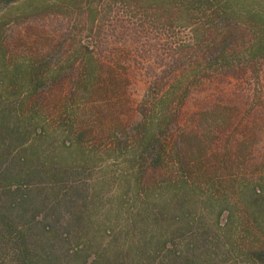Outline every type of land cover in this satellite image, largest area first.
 Segmentation results:
<instances>
[{
    "label": "trees",
    "instance_id": "1",
    "mask_svg": "<svg viewBox=\"0 0 264 264\" xmlns=\"http://www.w3.org/2000/svg\"><path fill=\"white\" fill-rule=\"evenodd\" d=\"M19 1L22 0H0V9ZM247 1L248 7L244 0L52 3L38 10L44 14L68 12V20L72 18L68 39L62 31H54L43 43L34 38L24 39L22 42L30 44L34 52H29L21 64L10 61L15 46L2 39L9 21L0 17V67L7 60L4 66L11 67L10 83L16 78L22 82L18 91L14 90L20 94L17 113L11 115L1 110L0 127L7 119L17 116L24 121L25 128L32 127L34 135L40 136L43 129L39 125V112L48 110V100L67 86L68 105L80 98L88 99L94 105L100 104L96 107L99 123L112 119L103 133L109 135L110 150L123 158V168L133 178L137 193L149 186H161L171 199L182 194L184 205L179 204V212L188 216L185 204L191 192L190 182L194 185L204 181L202 183L209 186L215 174L227 173L234 181H244L234 194L251 211L254 226L264 233V205L256 202L264 200V140L260 135L264 117L260 116L258 105L250 114L246 113L242 102L244 92L231 91L228 85L231 80L245 78L244 62L264 58L260 55L264 48L259 45L261 41L245 46V36L250 29H255L257 37L264 39L263 4L260 0ZM112 6L123 7L142 19L132 24L133 29H128L129 38L134 41L143 37L144 27H148L144 19L153 27L158 25L156 28L169 37V41L162 44L157 63L146 68L147 85L135 107L138 120L131 123L121 121L120 116L129 110L127 65L118 59L120 53H116L110 43L112 38L102 34L101 18ZM22 16L25 19L26 15ZM15 21L17 27L19 22ZM26 26V30L32 28L31 24ZM184 29H189L188 40L180 36ZM67 48L64 66V61L59 60L67 53ZM197 94H202L198 97L200 101L194 108L189 107ZM255 99L262 103L260 97ZM254 110L257 113H253ZM68 122L73 121L68 117ZM8 129L12 131L10 126ZM13 133L16 134L15 130ZM15 137V140L20 139L18 134ZM89 138L95 141L100 137L92 130H73L69 123L68 139L61 144L68 149H83ZM25 141L23 139L21 145ZM258 142L263 143L259 150ZM69 151L70 156L72 151ZM1 155L3 153H0V264H99L107 255L108 247L102 253L89 251L86 242L78 241L88 217L84 216L87 193L85 182L75 176L88 163L67 168L51 165L49 170L41 167L43 172L34 183L12 176ZM257 162L261 170L252 171L251 167ZM5 180L10 181L2 183ZM45 183L49 188L43 191ZM247 194L254 196L256 203H247ZM166 243L170 241L163 242L168 254L157 264H186L183 252L179 250L170 256ZM145 253L146 257H151L155 250L143 247L137 256ZM244 254L249 262L264 264L262 245L249 247ZM125 259L128 260L127 254L115 252L112 263L126 264ZM142 262L138 264H146Z\"/></svg>",
    "mask_w": 264,
    "mask_h": 264
},
{
    "label": "rangeland",
    "instance_id": "2",
    "mask_svg": "<svg viewBox=\"0 0 264 264\" xmlns=\"http://www.w3.org/2000/svg\"><path fill=\"white\" fill-rule=\"evenodd\" d=\"M66 1L68 2V0H22L3 10L0 9V17L9 21L2 32V39H6L15 46L10 60L12 63L21 64L29 52H34L30 49V44L22 42L24 39L34 38L38 39L39 43H43L54 31H62L68 39V31L72 27V18L68 20V12L44 14L38 10L42 6ZM260 2L263 4L260 9L264 12V0ZM244 3L248 7V1L244 0ZM106 10L101 18L102 34L109 39L112 38L110 43L114 45L115 52L120 53L117 54L118 59L127 65L128 69L126 102L130 112L128 110L127 114L120 115L121 121L131 123L138 120L135 107L147 85L146 68L157 63L162 44L164 45L166 40L168 42L169 37L163 30L156 28L158 25L153 27L144 19L148 27H144L143 37L141 36L136 42L132 37L129 38V30L133 29L132 24L142 19L135 16L132 11L123 7L120 9V6H112ZM32 11L33 14H31ZM22 15H26L25 19ZM15 20L19 22L17 27ZM26 24H31L32 28L28 27L26 30ZM181 32L182 39L190 38L189 29ZM29 36L31 38H28ZM257 36L255 29H250L245 36L247 41L245 46L251 47L252 44H258L261 41L259 45L264 47L263 37L261 40ZM127 46L129 48L124 49ZM143 49L147 52H142ZM260 55L264 56V48ZM66 58H68V48L67 53L59 61L62 62ZM254 61L244 62L245 78L231 80L228 85L231 86V91L244 92L242 102H244L243 107L246 113L258 105V111L260 108V116L263 118L264 58L260 56ZM4 63L6 65L7 60ZM4 65L0 67V111L16 115L20 94L14 90L18 91L22 82L16 78L10 83L8 78L11 67ZM62 65L65 66V61ZM201 96L202 94L194 96L189 102V107L194 108L200 101L198 97ZM255 97H260L263 104L256 102ZM48 105L50 107L48 110L39 112V125L43 133L38 137L34 135L33 128H25L24 121L17 116L6 120L0 127V153H3L1 159L6 160V166L10 169L12 176L16 175L22 181L29 180L34 183L39 180V175L43 172L40 170L41 167L49 170L51 165L67 168L88 163V166L84 170H79L75 176V179L85 182L83 186L85 184L87 193V213L84 216L88 217L84 224V233H81L78 241L86 242L89 251L102 253L108 247L107 255L99 260V264H113L112 256L115 252L128 255V260L125 259L126 264H138L140 260L146 264H157L161 257L168 254L164 250L165 243L163 244L166 241H170L169 244L166 243V249L170 251L169 255L172 256L173 252L177 253L181 250L186 256V264H256L249 262L244 253L249 247H256L258 244L264 247V233L254 226L251 211L244 206L243 200L238 199L234 194L237 187L244 185V181H234L227 173H223L224 175L215 174L212 182H208L211 184L209 186L204 185L202 183L204 181H198L194 185L190 182L191 192L185 204L189 215L184 216L179 212V204L184 205L182 194L171 199L164 194L161 186L158 188L149 186L142 193L134 190L133 178L129 176V173L126 174L123 168V158L110 150L109 139L107 140L109 135L103 133L105 128L111 125L112 119H106L103 124L96 119V107L100 104L94 105L90 100L80 98L68 105V87L66 86L48 100ZM253 113L257 111L254 110ZM68 117L73 122H68ZM69 123L73 130H92L100 138L95 141L89 138L83 149L64 148L61 143L68 139ZM8 126L12 131L8 129ZM14 130L16 134L13 133ZM260 131L264 140V120H262ZM21 132L26 136H22ZM17 134L19 140H15ZM23 139L26 141L21 145ZM262 145V142L256 144L258 150ZM69 150L72 151L70 156ZM260 167L257 162L251 170L258 172L261 170ZM25 174L30 175L26 177ZM8 181L10 180L2 181V183ZM45 184L47 186H44L43 191L49 188L48 183ZM246 197V202L249 204L255 200V197L250 194ZM256 202L264 205V200L258 199ZM188 243L191 244L188 245ZM143 247L149 251L155 250V253L151 257H146V253L144 256H137ZM159 250L162 251L159 252Z\"/></svg>",
    "mask_w": 264,
    "mask_h": 264
}]
</instances>
